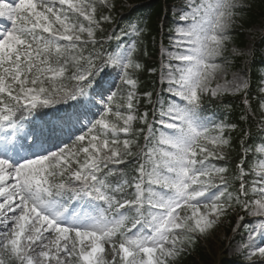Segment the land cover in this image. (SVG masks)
<instances>
[{
    "label": "snow or ice",
    "instance_id": "1",
    "mask_svg": "<svg viewBox=\"0 0 264 264\" xmlns=\"http://www.w3.org/2000/svg\"><path fill=\"white\" fill-rule=\"evenodd\" d=\"M98 5L110 13L115 2L0 0V264H172L241 212L237 228L257 218L244 224L245 259L264 264V143L253 149L251 188L242 162L231 191L229 169L211 161L227 158L235 125L204 110L205 98L248 88L225 70L248 5L184 0L178 16L173 9L175 51L161 77L171 99L158 98L152 122L139 117L145 128L134 127L137 42L122 41L145 29L133 23L111 51L98 50L97 31L112 21ZM63 104L47 131L23 123ZM130 162L129 178L119 166Z\"/></svg>",
    "mask_w": 264,
    "mask_h": 264
},
{
    "label": "trees",
    "instance_id": "2",
    "mask_svg": "<svg viewBox=\"0 0 264 264\" xmlns=\"http://www.w3.org/2000/svg\"><path fill=\"white\" fill-rule=\"evenodd\" d=\"M124 0H114L115 7L109 13L107 9L98 5L97 16L102 12L104 14H110L112 19H114L116 13L123 8ZM128 1V0H126ZM140 2H145L141 8L140 14H135L125 17L123 20L129 19V23L136 20L137 24L145 29L141 36L137 37L139 39L137 45V52L135 58L140 64H142V69L136 73L138 79L137 94L140 95L137 101H134L136 116L138 119L134 122L135 128H145L146 126L140 122L139 117L143 115V112L148 111L150 106L147 100L144 98L146 93H151V97L155 94L158 89V82L156 75L152 74L153 71L158 67L157 56H158V41L160 37V21L162 18L163 8L166 4H171L176 0H137ZM248 7L243 9L244 15L239 19L238 25L235 26L231 34V42L239 48H244L247 44L245 31L249 30L253 25H256L259 20L264 21V0H248ZM117 19V16L115 17ZM129 23L125 22L127 28ZM108 22L102 24L103 31H97V39L100 40L105 33L108 31ZM112 44V43H111ZM114 46V44H113ZM112 48V47H111ZM109 45H104L98 43L97 49L100 51H110ZM259 56V49L253 59L252 66V83L253 90L249 93L247 99L249 100V108L242 103L241 97L232 98L228 96H223L218 100H212L205 98V102L212 106V111L217 110L221 115L218 118V122H224L227 125H235L234 128H228L225 131V136L230 140V147L224 149L227 154L225 160H213L218 166H226L229 171L226 174L230 180L232 187L231 191H235L240 184V179H238L239 169L238 165L243 162V168L246 175L243 177L245 185L247 188H251L253 180L257 179L252 174V167L257 162V154L253 151L256 147L264 143V65H260V59L257 60ZM116 103H119L117 98ZM122 111H127V109H121ZM149 120V116H148ZM139 139L138 143L142 146L143 135L137 134ZM124 134L121 133L123 138ZM248 149L246 151L245 159H243V148ZM120 169L127 177H131L133 173L134 164L129 163L128 165H120ZM127 191H131L128 189ZM251 198V193L249 195ZM244 213H232L231 215L222 218L221 222L211 230L210 234L207 236L197 237L192 246L183 254H181L172 264H213L215 260L212 255L215 251L212 250V234L218 237V234H229L238 215H243ZM215 233V234H214ZM212 250V251H211ZM220 264H242L236 260H229L223 258Z\"/></svg>",
    "mask_w": 264,
    "mask_h": 264
},
{
    "label": "rangeland",
    "instance_id": "3",
    "mask_svg": "<svg viewBox=\"0 0 264 264\" xmlns=\"http://www.w3.org/2000/svg\"><path fill=\"white\" fill-rule=\"evenodd\" d=\"M130 1H132V3H133L135 0H130ZM246 1L247 0H244V2H246ZM125 5L129 7L128 2ZM183 6L184 5H182V6L176 5L173 8V9H176V15H179V9H181ZM173 9H172V12H173ZM238 23L236 25H238ZM235 26L232 28V30L235 28ZM263 27H264V24L259 23V24L254 25L247 32L248 44L243 49L237 48L235 45L232 44V42H230L228 44V51L225 53L226 57H228V62L225 63V70L227 73V79L231 80L233 78V74H236L238 77L245 79L247 81V83L249 82L248 72L246 71L247 67H245L244 65L247 63V60L251 57L254 42L256 41L257 38H259L264 33ZM233 48L237 49L238 52L243 53V54L233 53V51H232ZM171 51H175V49L172 48L171 39H170V46L168 48L162 49V57H163L164 66L170 62L169 57H168V53ZM234 58H242L243 59V62L241 63L240 68L236 64L237 61L234 60ZM164 69L165 70L163 71V73L166 74L167 70L165 67H164ZM161 77H162V74H161ZM162 82L167 83L166 80H164ZM243 91H245V90H243ZM243 91H241V92H243ZM241 92H239V93H241ZM236 94H238V93H236ZM229 95H235V94H229ZM250 218H251V220L257 219V218H252V217H250ZM247 235L242 237V236H240L239 233L238 234L233 233L230 235L222 233V234H218V237L214 238V236L212 234V236H211L212 237L211 247H212V250L215 251V254L212 255L213 258L217 257V259H219L220 254L225 255L228 258L236 257L238 255L244 254L247 251V249H244L242 247V245L244 243H246ZM107 251H108V249L106 247V252ZM213 264H214V262H213Z\"/></svg>",
    "mask_w": 264,
    "mask_h": 264
}]
</instances>
